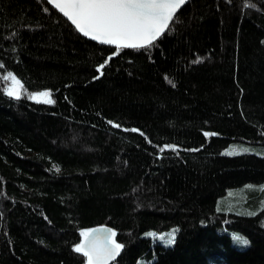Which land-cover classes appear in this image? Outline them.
<instances>
[{"label": "trees", "instance_id": "trees-1", "mask_svg": "<svg viewBox=\"0 0 264 264\" xmlns=\"http://www.w3.org/2000/svg\"><path fill=\"white\" fill-rule=\"evenodd\" d=\"M244 4L190 0L117 51L46 0H0V264H87L73 249L97 226L122 245L113 264H264L259 194L251 214L216 206L264 185V156L223 153L264 146V0Z\"/></svg>", "mask_w": 264, "mask_h": 264}, {"label": "snow or ice", "instance_id": "snow-or-ice-1", "mask_svg": "<svg viewBox=\"0 0 264 264\" xmlns=\"http://www.w3.org/2000/svg\"><path fill=\"white\" fill-rule=\"evenodd\" d=\"M47 2L67 17L75 25L76 30L85 37L102 44L115 45L119 51L122 48L140 49L152 45L165 32L169 22L174 19L175 13L186 0H47ZM244 6L255 7L251 0H245ZM199 59L194 62H199ZM105 64L99 65L97 72H101ZM10 78L15 85H20L15 76L10 74ZM4 79H9V76H5ZM7 95L18 99L19 88L9 89ZM39 96L44 98V103L54 102L47 91L40 93ZM30 98L35 100L37 95ZM227 154L238 153L233 150ZM81 236L85 238L84 241L73 250L87 257V264H108L122 248V245L113 239L114 232H110L102 242L93 233L82 232ZM236 240L242 245L248 243L246 239L240 237H236ZM166 243H174V235H170Z\"/></svg>", "mask_w": 264, "mask_h": 264}, {"label": "rangeland", "instance_id": "rangeland-1", "mask_svg": "<svg viewBox=\"0 0 264 264\" xmlns=\"http://www.w3.org/2000/svg\"><path fill=\"white\" fill-rule=\"evenodd\" d=\"M11 85L10 88H14V87H18L17 85H15L13 83V81L11 80ZM42 93L41 92H34L31 94L32 95H37V99H35L36 101H41L43 102L44 98L39 96V94ZM34 100V99H33ZM243 149H247V151H243ZM233 150H235L236 153L238 152H246V153H253L256 155H260V156H264V146L261 145H250V144H241V143H235V144H230L224 151V154H227L228 152H232ZM247 189L248 191H252L254 190L255 192H257L259 194V197H257V199L259 200L258 203L256 202L255 205L258 208H262L264 207V185L262 186H247L238 190H229L226 195L222 198H220L217 201V209L218 210H223L226 212H233V213H244V214H251V212H246V210H250V208L246 209V205H250L249 202H247V197L249 195H247ZM253 210V209H252ZM225 229V228H223ZM88 232V231H86ZM164 234H166V232H148V235H150L152 237V235H156V240L163 242V238H164ZM229 234L231 235L232 238V243L236 248L239 249H244L247 246L250 245V240L244 236H242L241 234H239L238 232L235 231H230L229 230ZM236 237H240L243 239H246L248 241L247 245H242L240 244L237 240ZM82 238H84L82 236ZM165 245H169L167 243H163Z\"/></svg>", "mask_w": 264, "mask_h": 264}, {"label": "water", "instance_id": "water-1", "mask_svg": "<svg viewBox=\"0 0 264 264\" xmlns=\"http://www.w3.org/2000/svg\"><path fill=\"white\" fill-rule=\"evenodd\" d=\"M190 0H186V3L180 8V9H178L177 10V12L175 13V15H174V17L177 15V13L186 5V4H188V2H189ZM46 2H47V0H46ZM49 4V3H48ZM50 6H52L53 7V5H51V4H49ZM54 8V7H53ZM59 14H61L68 22H70V24L75 28V25H73L72 23H71V21L70 20H68L67 19V17H65L58 9H56V8H54ZM171 22L172 21H170L169 22V25L171 24ZM169 27V26H168ZM76 29V28H75ZM167 30V29H166ZM165 30V31H166ZM78 31V30H77ZM79 32V31H78ZM80 33V32H79ZM81 35H83L82 33H80ZM84 36V35H83ZM162 36V35H161ZM160 36V37H161ZM85 37V36H84ZM159 37V38H160ZM87 39H89V40H91V41H93V42H96V43H99V44H102V43H100L99 41H96V40H92V39H90V37H86ZM158 38V39H159ZM157 39V40H158ZM156 40V41H157ZM154 43V42H153ZM102 45H108V44H102ZM89 233H93L94 234V236H96V237H99V239H100V241L102 242L108 235H109V233L110 232H112V230H111V228L109 227V226H97V227H94V228H92V229H90L89 231H88ZM91 238V237H90ZM84 239L85 238H83L82 239V242L84 241ZM116 258H117V256L115 257V259L114 260H111V261H109L108 262V264H113V262L116 260Z\"/></svg>", "mask_w": 264, "mask_h": 264}, {"label": "bare ground", "instance_id": "bare-ground-1", "mask_svg": "<svg viewBox=\"0 0 264 264\" xmlns=\"http://www.w3.org/2000/svg\"><path fill=\"white\" fill-rule=\"evenodd\" d=\"M112 230V229H111ZM113 232V231H112Z\"/></svg>", "mask_w": 264, "mask_h": 264}]
</instances>
